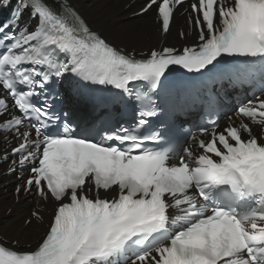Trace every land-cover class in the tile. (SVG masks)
<instances>
[{"label": "snow or ice", "instance_id": "1", "mask_svg": "<svg viewBox=\"0 0 264 264\" xmlns=\"http://www.w3.org/2000/svg\"><path fill=\"white\" fill-rule=\"evenodd\" d=\"M185 4L147 0L140 11L155 9L167 34ZM28 9L39 22L32 31L20 28ZM190 9L197 43L152 49L139 59L43 0H20L16 19L0 26V88L20 114L3 124L15 126L21 141L11 149L13 163L21 171L31 163L16 192L54 202L38 248L0 246V264H264V142L248 123L218 131L212 121L210 132L200 129L208 139L190 137L201 150L195 154L192 145L154 130L139 135L121 127L98 140V130L73 127L56 107L55 86L64 80L74 91L84 81L121 98L135 93L136 124L147 129L173 66L205 75L225 58L264 62V0H193ZM8 108L0 98V117ZM237 112L264 135V93ZM24 120L34 132L20 133Z\"/></svg>", "mask_w": 264, "mask_h": 264}, {"label": "bare ground", "instance_id": "2", "mask_svg": "<svg viewBox=\"0 0 264 264\" xmlns=\"http://www.w3.org/2000/svg\"><path fill=\"white\" fill-rule=\"evenodd\" d=\"M50 1V0H48ZM75 9H77L80 14L87 20V22L95 29L100 31L99 33L106 39H112V42L116 45H124L129 47V44H125L121 41V33L116 32L117 28H123L125 26L130 27L125 31V34L132 37L137 41H145L146 37H150L147 26H141L142 22H145L144 25H147V21L152 17L148 12L137 18H131L130 15L134 13V8H138L139 0H136L134 3H127L129 0H68ZM123 2L120 10L113 16V18L118 15H123L121 21H127L120 23L119 18L114 20H108V16L105 18L108 12H111L110 15L114 14V10L118 9ZM134 20V21H132ZM150 23H154L150 21ZM155 26V25H154ZM125 29V28H124ZM127 29V28H126ZM160 33L155 28V41L156 44L159 42ZM111 36H113L111 38ZM167 40L171 39L170 36H164ZM114 40V41H113ZM142 42V43H144ZM1 183V182H0ZM11 206V195L9 188L4 186L0 188V233L8 238H14L17 241L21 242L26 240L27 237L31 236L34 233L36 226L30 225L22 227V220L19 221L26 211L22 209L25 208V204L21 205V208L18 210H13L10 215H6L5 211L8 207ZM16 208V206H15ZM36 236V235H34Z\"/></svg>", "mask_w": 264, "mask_h": 264}, {"label": "rangeland", "instance_id": "3", "mask_svg": "<svg viewBox=\"0 0 264 264\" xmlns=\"http://www.w3.org/2000/svg\"><path fill=\"white\" fill-rule=\"evenodd\" d=\"M123 2H124V0H123ZM123 2L121 3V5H120V7L118 8V9H116V10H114L115 12H114V14L113 15H110V13L111 12H108L107 13V15L105 16V18L107 17L108 18V20H114L115 18H119L120 20V23H124V22H127V21H121V18H122V16H124L125 14H123V15H118L117 17H115V18H113V16L118 12V10H120V8H121V6H122V4H123ZM70 5L71 6H73L71 3H70ZM139 7H140V5H139ZM135 10H137V8H134V11ZM151 16H152V13L150 14ZM137 19H139V18H137ZM154 18H150V20L149 21H147L146 23H147V25H144V23L145 22H142V24H141V26H147L148 27V31H149V33H150V37L148 38V41L147 42H144V43H141V41H137V40H134L132 37H130V36H128V35H126L125 34V31L126 30H128L130 27H128V26H125V27H123V28H117L116 29V32L118 31V33H121L122 35H121V41H123L125 44H129V47L130 46H135L136 48H142V49H145V48H147V47H149V46H151V45H154V44H156V41H155V28H156V26H154V24L153 23H150V21H153L154 22V20H153ZM132 21H134V20H132ZM125 28V29H124ZM127 28V29H126ZM98 31V30H97ZM98 32H100V31H98ZM173 32H174V34L176 33V28H174V30H173ZM113 36H111V38H112ZM112 39H116V35H115V38L113 37ZM112 39H109V40H111L112 41ZM114 41V40H113ZM115 45H116V43H115ZM118 46H124V45H118ZM155 46V45H154ZM128 47V46H127Z\"/></svg>", "mask_w": 264, "mask_h": 264}]
</instances>
